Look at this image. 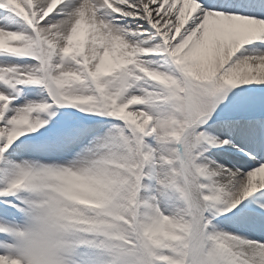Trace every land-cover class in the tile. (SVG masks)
I'll return each instance as SVG.
<instances>
[{
	"label": "snow or ice",
	"instance_id": "snow-or-ice-1",
	"mask_svg": "<svg viewBox=\"0 0 264 264\" xmlns=\"http://www.w3.org/2000/svg\"><path fill=\"white\" fill-rule=\"evenodd\" d=\"M0 264H264V0H0Z\"/></svg>",
	"mask_w": 264,
	"mask_h": 264
}]
</instances>
